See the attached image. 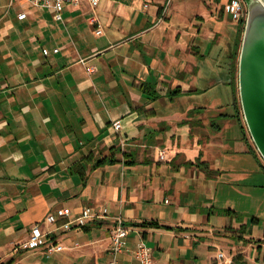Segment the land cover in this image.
Masks as SVG:
<instances>
[{
  "label": "crops",
  "instance_id": "1",
  "mask_svg": "<svg viewBox=\"0 0 264 264\" xmlns=\"http://www.w3.org/2000/svg\"><path fill=\"white\" fill-rule=\"evenodd\" d=\"M229 4L82 0L57 21L0 0V264H106L118 216L154 264H264V161L233 85L244 28ZM86 206L107 216L46 223ZM35 225L65 249L22 248Z\"/></svg>",
  "mask_w": 264,
  "mask_h": 264
},
{
  "label": "built area",
  "instance_id": "2",
  "mask_svg": "<svg viewBox=\"0 0 264 264\" xmlns=\"http://www.w3.org/2000/svg\"><path fill=\"white\" fill-rule=\"evenodd\" d=\"M26 3L39 10H48L54 13V17L57 21H62V13L66 6H78L82 0H11ZM91 6H96L100 0H88ZM248 8L245 0H230L229 14L233 21L245 25L247 18ZM27 18L26 12H22L17 15L19 21H23ZM96 34H102V30H96ZM54 53L58 52V49L53 50ZM42 53L47 56L49 51L43 49ZM114 128L118 132L121 128L119 122L114 123ZM160 159H164L163 153H160ZM107 210L103 209L101 212H95L91 207H83L80 212L72 217V211L70 208L58 209L54 213L47 215L46 223L49 225H55L59 223L57 229L67 232L77 227H84L89 220H100L107 216ZM53 229H46L40 225H35L30 229L27 240L22 244V248L26 250H32L38 247H42L47 256L54 253L61 252L65 247L50 237ZM129 234L128 228L125 226L121 216L115 218V225L110 231V249L109 259L106 264H120V257L123 253L132 251L137 261V264H154L151 249L140 241L131 250L127 244V237ZM219 261H224L225 257L223 253L218 254Z\"/></svg>",
  "mask_w": 264,
  "mask_h": 264
},
{
  "label": "water",
  "instance_id": "3",
  "mask_svg": "<svg viewBox=\"0 0 264 264\" xmlns=\"http://www.w3.org/2000/svg\"><path fill=\"white\" fill-rule=\"evenodd\" d=\"M238 59V92L243 119L264 161V0H246Z\"/></svg>",
  "mask_w": 264,
  "mask_h": 264
},
{
  "label": "rangeland",
  "instance_id": "4",
  "mask_svg": "<svg viewBox=\"0 0 264 264\" xmlns=\"http://www.w3.org/2000/svg\"><path fill=\"white\" fill-rule=\"evenodd\" d=\"M246 1V0H245ZM242 28H244V24L241 25ZM234 27V26H233ZM242 39V38H241ZM242 41V40H241ZM240 48H241V42H240V45L238 46V58L236 59V61H234L233 63V85L235 86V90H236V93L238 95V99H239V92H238V59H239V53H240ZM240 103V102H239Z\"/></svg>",
  "mask_w": 264,
  "mask_h": 264
},
{
  "label": "trees",
  "instance_id": "5",
  "mask_svg": "<svg viewBox=\"0 0 264 264\" xmlns=\"http://www.w3.org/2000/svg\"><path fill=\"white\" fill-rule=\"evenodd\" d=\"M240 42H241V39L238 41V46L240 45ZM143 226L159 227V225H157L156 223H147V224H143Z\"/></svg>",
  "mask_w": 264,
  "mask_h": 264
}]
</instances>
